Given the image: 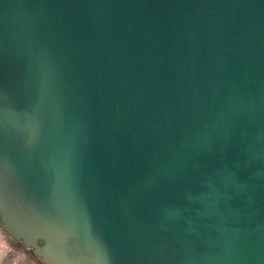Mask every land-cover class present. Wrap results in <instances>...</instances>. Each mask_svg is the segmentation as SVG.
Segmentation results:
<instances>
[{
	"label": "water",
	"instance_id": "obj_1",
	"mask_svg": "<svg viewBox=\"0 0 264 264\" xmlns=\"http://www.w3.org/2000/svg\"><path fill=\"white\" fill-rule=\"evenodd\" d=\"M0 228L43 264H264V0H0Z\"/></svg>",
	"mask_w": 264,
	"mask_h": 264
},
{
	"label": "rangeland",
	"instance_id": "obj_2",
	"mask_svg": "<svg viewBox=\"0 0 264 264\" xmlns=\"http://www.w3.org/2000/svg\"><path fill=\"white\" fill-rule=\"evenodd\" d=\"M0 264H43L32 250L13 241L0 228Z\"/></svg>",
	"mask_w": 264,
	"mask_h": 264
}]
</instances>
